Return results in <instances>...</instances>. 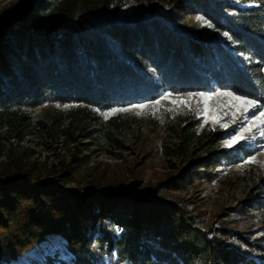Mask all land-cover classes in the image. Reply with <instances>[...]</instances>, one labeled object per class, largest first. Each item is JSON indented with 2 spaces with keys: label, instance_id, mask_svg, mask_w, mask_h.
Segmentation results:
<instances>
[{
  "label": "trees",
  "instance_id": "trees-1",
  "mask_svg": "<svg viewBox=\"0 0 264 264\" xmlns=\"http://www.w3.org/2000/svg\"><path fill=\"white\" fill-rule=\"evenodd\" d=\"M8 1L0 20L2 117L50 103L106 111L168 92L232 91L264 106V0H163L139 14L117 0ZM197 16L211 27L190 19ZM182 130L185 142L212 147L228 132ZM254 153L214 149L191 158L182 174L211 179L224 163ZM38 177L21 168L0 177V264L51 235L65 239L71 256L32 264H258L170 200L109 190L83 197Z\"/></svg>",
  "mask_w": 264,
  "mask_h": 264
},
{
  "label": "rangeland",
  "instance_id": "rangeland-1",
  "mask_svg": "<svg viewBox=\"0 0 264 264\" xmlns=\"http://www.w3.org/2000/svg\"><path fill=\"white\" fill-rule=\"evenodd\" d=\"M118 1L133 14L149 12L152 2L163 6V0ZM229 1L237 5L244 2ZM8 5V0H0V20ZM200 24L208 25L203 21ZM213 92L216 91L168 92L171 96L165 99L141 103L146 105L143 109L115 108L130 110L112 115H106L112 109L50 103L32 112L24 109L16 116H0V177L17 174L21 168L30 179L52 177L83 197L93 190H109L164 198L186 208L195 216L198 227L212 231L258 264H264V124L254 121L252 130L244 133L248 139L225 146V141L249 126L248 120L242 108L237 110V101L227 103L231 99L228 96H213L207 101L205 113L200 97L193 96L189 101L186 95ZM178 99L188 103H172ZM157 100L159 104L154 103ZM259 105L260 108L249 110V118L264 108ZM25 112L29 117L23 119ZM214 117L219 118V123H213ZM189 126L202 136L228 132L214 147L199 141L189 144L181 136L183 127ZM214 149H255V153L238 163H224L211 179L183 176L191 158L204 157ZM253 156L255 162L246 163ZM71 169L75 173L66 175ZM109 230L113 235L119 233L114 225ZM48 255L71 256L62 236L51 235L19 258L3 264H32L34 260L44 261Z\"/></svg>",
  "mask_w": 264,
  "mask_h": 264
},
{
  "label": "snow or ice",
  "instance_id": "snow-or-ice-1",
  "mask_svg": "<svg viewBox=\"0 0 264 264\" xmlns=\"http://www.w3.org/2000/svg\"><path fill=\"white\" fill-rule=\"evenodd\" d=\"M198 21H203L204 23H207L210 27L211 24L210 22L206 21L203 17L201 16H197L195 18ZM225 36H228V33H224ZM188 96V100L190 101L192 99L193 96H198L200 97L203 102L205 103V109L204 112L207 113L208 108H207V101L210 100L213 96H228L231 99L227 102V103H231L233 100L237 101V110H241L242 108V113L245 115V119L248 120V125L249 126H245L243 127L241 130H239L235 135H233L229 140L225 141V146L227 147H231L233 143L239 142L242 139H248V137H246L244 135L245 132H250L252 130V128L250 126L253 125V122H259L261 124H264V108H261V110L259 112H253L251 117L249 118L247 116V113L249 112L250 109H257L260 108L259 102L254 100V99H249L248 97H244V96H239L237 94H235L232 91H219L217 90L216 92L213 93H188L186 94ZM171 96V93H165L161 99H165L167 97ZM155 104H159L160 100H157L154 102ZM173 104H186L188 103V101H185L183 99H178V100H173L172 101ZM132 107L134 108H140L143 109L144 107H146V105L140 104V105H133ZM130 109H112L109 113H107L106 115H112L114 112L117 111H129ZM213 119V123H219V118L218 117H214ZM233 122H235V115L233 114ZM255 126H259V125H255ZM225 127H227V125H225ZM262 135H264V132L261 133ZM252 139L254 140L255 137L253 136ZM256 158L250 157L246 163H252L255 162ZM239 167V166H238Z\"/></svg>",
  "mask_w": 264,
  "mask_h": 264
}]
</instances>
